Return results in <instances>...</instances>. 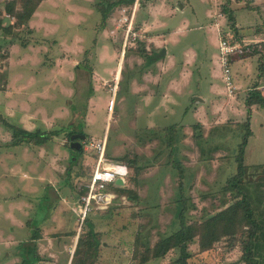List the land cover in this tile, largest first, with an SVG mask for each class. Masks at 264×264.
Segmentation results:
<instances>
[{"label": "rangeland", "instance_id": "obj_1", "mask_svg": "<svg viewBox=\"0 0 264 264\" xmlns=\"http://www.w3.org/2000/svg\"><path fill=\"white\" fill-rule=\"evenodd\" d=\"M88 1L92 9L79 50L73 47L77 30L66 25L65 4L46 10L49 21L56 25L59 19L57 32L73 28L70 38L20 30L12 44L0 31V117L31 131L59 132L42 145H13L12 131L0 123V264H25V259L69 264L76 236L84 231L79 201L97 159L91 143L105 140V157L128 166L123 186L138 196L118 194L108 208L90 212L101 239L95 264H135L138 232L141 243L154 245L181 227L180 212L191 223L220 209L232 197L223 188L238 172L237 155L249 128L244 176H264V107H251L246 99L258 56L231 62L234 94L228 93L220 63L222 36L234 34L223 6L233 10L238 25L264 30V0H146L134 13L133 26L128 21L133 4L116 6L104 21L101 8L118 0ZM249 39L236 38L239 54L260 50L254 36ZM13 45L11 59L1 58ZM163 48L168 56L158 58ZM173 56L189 73L182 81L188 83L184 95L177 96L175 109L167 103L149 118L143 104L138 106L145 91L156 95L157 89L143 74L147 66L159 68ZM189 93L205 98L195 112L189 109ZM198 122L204 125L193 127L191 136L181 126ZM149 123L159 126L148 128ZM75 131L87 136L80 154L70 147ZM194 147L196 159L186 164ZM198 250L195 240L192 264H245L241 252L225 241L211 251ZM179 255L175 249L145 264H173Z\"/></svg>", "mask_w": 264, "mask_h": 264}, {"label": "trees", "instance_id": "obj_2", "mask_svg": "<svg viewBox=\"0 0 264 264\" xmlns=\"http://www.w3.org/2000/svg\"><path fill=\"white\" fill-rule=\"evenodd\" d=\"M43 0H0V31L5 36L10 37V43L16 42L15 38L20 30L31 32L28 22L32 18L36 9ZM135 0H118L111 1L106 7L101 8L103 20H107L110 11L119 5H132ZM146 3L143 0L140 6ZM223 6V10L227 14L231 30L234 34L230 36L232 43L237 42L236 38H240L239 29L236 27V18L233 10H228ZM222 38H226L225 35ZM228 38V37H227ZM26 45V42H23ZM259 48L264 49V43H259ZM128 46V45H127ZM257 46V45H256ZM255 53L260 52L259 49H253ZM252 50V51H253ZM9 50L1 55V58H9ZM235 58V57H234ZM247 103L249 106L257 105L264 107V95L261 91L252 90L248 93ZM3 123L12 131L13 145L20 143H33L42 145L51 140L53 136L58 135V131H31L24 127L12 124L5 118L0 117V123ZM250 128L241 144L240 151L237 155L238 172L229 178L224 186V190L231 192V199L227 206L213 214L205 215L201 219H197L191 223L187 222L185 212H180L181 227L172 234L159 238L154 245L143 244L140 241V232L135 239L132 260L135 264H145L152 259L165 257L169 252L179 249L180 255L174 260L173 264H192V254L190 246L195 240L198 241V252H208L216 248L225 241L226 246L230 249H238L241 252V261L245 264H264V176L256 178H248L245 180V147L249 136ZM81 150H73L80 154ZM134 159H127V164L133 166L139 172L140 168L135 166ZM181 173L183 169L180 167ZM261 174L264 175V172ZM91 178L81 187L82 196L87 192V184ZM130 182L136 185V177H132ZM112 191L131 199H136L137 193L130 187L113 186ZM86 228L88 230L86 231ZM83 232L80 233L73 260L71 264H95L101 245L99 233L94 230L93 223L88 213L82 224ZM34 248V246H33ZM35 257V248L33 250ZM36 258V257H35ZM29 259H25V264H30Z\"/></svg>", "mask_w": 264, "mask_h": 264}, {"label": "crops", "instance_id": "obj_3", "mask_svg": "<svg viewBox=\"0 0 264 264\" xmlns=\"http://www.w3.org/2000/svg\"><path fill=\"white\" fill-rule=\"evenodd\" d=\"M77 1V2H76ZM43 0L41 2V4L39 5V7L37 8L35 14L33 15V17L31 18V20L29 21V27L31 29V33L33 32V34L36 36L37 33H40L41 31H44L43 34L45 36H49V35H53L55 33H57L60 38H62L65 34V36L63 38H70L69 34L70 31L73 29L72 27H69L68 29H66L64 32H57L59 30L58 28V21L57 20V24L55 25V23L49 21V13L46 10V7L48 6H57V5H62L65 4L66 5V25H71L74 27V29L77 30L78 35L75 37V41L78 43H75L73 47H77L78 46V50L80 49V47H83V45L81 44V41L83 40V38L81 37V32L83 31L82 29H84L82 26L84 25V23H86L85 21L87 20V16H89V12L92 9L91 3H89L88 0ZM154 1L153 3L155 4L156 0H152ZM147 5V1L146 3H143V6L145 7ZM252 6V7H251ZM248 7L251 8H255L254 4H249ZM93 11V10H92ZM54 14V13H51ZM56 15V14H54ZM54 18H56V16H53ZM236 18V15H235ZM142 24H144V22H142ZM78 28H75L77 27ZM79 27H81L79 29ZM236 27L239 29V35L242 41H246V40H251L249 39V36H254L255 42L257 43H264V30L261 29L260 27L257 28V26H255V28L253 27L250 28H244L240 25H238L237 19H236ZM249 31V32H248ZM230 34V33H229ZM56 35V36H58ZM165 40L167 38V32H165V34L163 35ZM230 36H232L230 34ZM53 37V36H51ZM73 41V38L71 39ZM66 44V50L71 49L70 45L68 43ZM15 45H13L12 47H10V55L8 60H10V56H11V50ZM26 46H28V48L30 49L29 46H33V44H31L30 42H28L26 44ZM261 45H259L260 47ZM253 50V49H252ZM251 49L249 50V52L252 51ZM166 56H168V50H166ZM254 57V56H258L259 59V64H258V71L254 76V79L252 81H250L249 83L247 82V91L248 93L252 90L255 91H262L261 89L264 87V83H263V74H264V49H261L260 52L255 53V52H251V53H245L244 51L241 52V54H239L238 57L234 58L233 61H235V59H244L246 60L247 58L252 59L250 57ZM259 56H262L261 58H259ZM189 57H193V56H189ZM170 63H164L161 66H159V68H157V66H147V70L146 72H144L143 77L145 75L146 81L147 83H149V86L154 85V87H156L157 92L156 95L151 94L150 92L147 94L141 96L140 99V103L138 106V110L140 109L141 104H143V106L146 108V113L147 116L150 118L152 117V115L155 114V111L160 109V107H164L165 104L170 103V105H172V108L175 109L177 105V96L178 97H182V95H184V89L183 87H186V84L188 83H184L182 81H185L186 77H188L189 73L187 71H185V69H183V66L180 67L179 66V62L176 61V57L173 56V59H169ZM232 61V62H233ZM80 65L78 64L77 67H79ZM179 67V69H178ZM163 81L165 82V84L163 83ZM164 84V85H163ZM236 85V84H235ZM147 85V88L150 89ZM240 88V87H238ZM160 90V91H159ZM238 90V89H237ZM236 92V90H235ZM154 93V92H153ZM229 93V92H228ZM247 93V96H248ZM261 94H264L263 92H261ZM188 99H189V103L192 106H189V109H192L193 112H195L197 110V104L198 103H202L205 102V98H195L197 97L195 94L193 93H189L187 94ZM201 99V100H200ZM247 99V98H246ZM192 101L195 102L194 104H192ZM254 106V105H253ZM252 107V106H251ZM190 125V126H189ZM184 124L181 125L184 127V129H186L190 136L191 134H193L192 129L193 127L197 128V127H202L204 125L203 122H198V123H192V124ZM148 128L150 127H155V126H159V124L157 123H149ZM196 157V149L194 147V153L192 152L191 148L189 151V155H187V159L188 161L186 162V164H191L192 161ZM182 165V164H181ZM245 165H247L245 163ZM248 178H245V180H247ZM226 185V184H225ZM224 189V188H223ZM230 202L229 199H227L223 204L222 207L220 209H218L217 211L221 210L223 207L227 206L228 203ZM216 212V211H215ZM214 212V213H215ZM209 214H213V213H209ZM207 214V215H209Z\"/></svg>", "mask_w": 264, "mask_h": 264}, {"label": "built area", "instance_id": "obj_4", "mask_svg": "<svg viewBox=\"0 0 264 264\" xmlns=\"http://www.w3.org/2000/svg\"><path fill=\"white\" fill-rule=\"evenodd\" d=\"M140 6V0H135L133 4V14L128 21L133 26L134 13ZM127 32L126 41L129 40L130 33ZM134 34V33H133ZM231 37L222 38L220 41V63L223 69L224 78L227 84L229 94L235 93V86L233 84L232 61L234 56L239 51L240 43H232ZM125 41V44H127ZM91 147L97 150V159L91 173V178L87 184V192L81 196L79 201V215L81 221L85 219L86 215L92 210L108 208L118 198V194L111 190L113 186H121L117 184V180L122 178L125 182V177L128 175V166L125 163H118L110 161L105 157V140L102 142L91 143Z\"/></svg>", "mask_w": 264, "mask_h": 264}, {"label": "water", "instance_id": "obj_5", "mask_svg": "<svg viewBox=\"0 0 264 264\" xmlns=\"http://www.w3.org/2000/svg\"><path fill=\"white\" fill-rule=\"evenodd\" d=\"M166 49L165 48H163L161 51H160V53L158 54V58H161V57H163V56H165L166 55ZM195 98H197V99H199L198 97H195ZM201 100V99H200ZM86 138H87V136H86V134L85 133H81V132H77V133H72L71 135H70V137H69V140H70V147L72 148V149H74V150H77V151H79V150H81V148H82V142H84L85 140H86ZM117 184L118 185H121V186H123L124 185V181H123V179L122 178H119L117 181ZM83 224V220L81 221V225ZM81 229V228H80ZM78 238H79V233L77 234V236H76V241H75V244H74V247H73V250H72V255H71V258H70V262H69V264H71L72 263V260H73V255H74V252H75V248H76V245H77V241H78Z\"/></svg>", "mask_w": 264, "mask_h": 264}, {"label": "flooded vegetation", "instance_id": "obj_6", "mask_svg": "<svg viewBox=\"0 0 264 264\" xmlns=\"http://www.w3.org/2000/svg\"><path fill=\"white\" fill-rule=\"evenodd\" d=\"M73 133H77V131H75V132H73ZM71 134H72V133H71ZM71 134H70V135H71Z\"/></svg>", "mask_w": 264, "mask_h": 264}]
</instances>
